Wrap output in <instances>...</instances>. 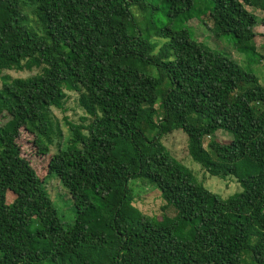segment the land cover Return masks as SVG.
I'll use <instances>...</instances> for the list:
<instances>
[{"label": "trees", "instance_id": "1", "mask_svg": "<svg viewBox=\"0 0 264 264\" xmlns=\"http://www.w3.org/2000/svg\"><path fill=\"white\" fill-rule=\"evenodd\" d=\"M159 4L166 25L154 21ZM200 4L0 0V75L38 71L0 76V264H264V86L170 25L201 15L215 39L255 55L264 17L251 10L264 13V0ZM69 94L85 116L63 136L53 111ZM22 130L49 158L45 178L22 155ZM176 131L194 163L240 191L223 198L199 182L163 142ZM51 179L73 221L62 219ZM133 181L155 187L174 215L139 211Z\"/></svg>", "mask_w": 264, "mask_h": 264}, {"label": "rangeland", "instance_id": "2", "mask_svg": "<svg viewBox=\"0 0 264 264\" xmlns=\"http://www.w3.org/2000/svg\"><path fill=\"white\" fill-rule=\"evenodd\" d=\"M202 1L203 0H196V5H198L197 8H199V6L203 7V5L200 4ZM163 9L164 6L159 4L160 12L157 14V19L154 20L156 24L160 23L159 25H166L169 23ZM251 11H253L260 19L264 17V13L256 9ZM136 17L141 20L140 17H142V15L138 14ZM202 18L203 16L200 15L199 17L185 22L184 20H174L170 23V25L176 30L182 28L189 29L194 39L204 43L213 50H216L220 54L235 61L245 71L256 75L259 78L262 86H264V27L261 25V23H258L255 28V31L258 35L254 41L257 54L248 56L238 51L232 37H222L220 39H215L210 30L211 24L206 25L205 22L203 23L201 21ZM261 56H263V59H261ZM37 73V70L33 72L7 71L0 76L10 75L12 78L16 79L28 78ZM78 99V95L69 94V99L66 103L65 110L53 111L55 119L62 130L63 136L68 134V125L66 124L67 121L71 123H80L81 119L85 116L84 111L79 107ZM217 138L221 142H228L232 139L231 136L225 132H219L217 134ZM208 141L209 139H206L205 143L207 144ZM163 142L171 154L181 161L186 167H188L194 173L198 181L203 183L205 187H207L213 193L219 194L223 198H228L234 193L240 191L239 184L234 178L229 177L225 180H222L216 177H210L201 166L193 162V160L188 155L187 136L182 131H176L166 136ZM18 143L21 147L23 157L31 163L41 178H45L48 172L47 166L49 158L38 153V149L34 143L33 134L27 130H22V135ZM51 150L52 153H55L56 147L53 146ZM131 188L134 190L136 196L134 205L143 214L158 220H161L165 214L169 216L174 215L172 210H168L166 212L163 211L164 202L160 196V193L155 187L144 184L141 181H133L131 183ZM48 190L54 201L60 200L56 203V206L62 216V219L67 222L73 221L75 217L74 211L72 207L69 206V203L65 202L69 199V196L61 187L58 180H49ZM10 201L11 197L9 198V202Z\"/></svg>", "mask_w": 264, "mask_h": 264}]
</instances>
